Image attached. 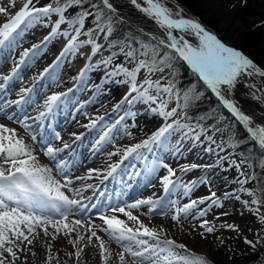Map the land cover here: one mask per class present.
<instances>
[{"label": "rangeland", "instance_id": "1", "mask_svg": "<svg viewBox=\"0 0 264 264\" xmlns=\"http://www.w3.org/2000/svg\"><path fill=\"white\" fill-rule=\"evenodd\" d=\"M192 1L203 7V13L211 22L206 20V23L204 21L203 23L199 21V18L193 12H186V8L180 0H167V4L173 10H182L184 18H191L200 22L202 26L216 35L218 39H222L220 37L226 35L230 42H234L238 37H241V32L243 31L242 22L237 21V19L242 17L240 15L241 6L243 7V4L246 5L248 2H256L258 0ZM25 2L26 0H15L13 6L12 0H0V6L7 9V14L0 13V26L10 18V15L19 10ZM54 2L55 0H33V6L41 7ZM112 2L119 9V15L123 17L124 23L114 24L115 31L108 40H105L104 33L94 32L92 38L103 45L95 55L92 54L91 45H84L75 52H69L61 57V53L68 42V38L64 36H57L50 41L44 42V38L49 35L54 22L58 18L56 14H53L50 18H44L41 22L30 27L23 28L22 26V30H19L21 34L18 38L12 43L6 41L4 44H12L9 57L15 54V58H18L14 63L8 65L12 69L16 68V72L14 73L17 74V77L15 76L14 79L15 83H17L16 91L21 92L22 95L30 91L34 95L30 104L32 102L33 105L35 104V114L37 116L40 112L48 114L44 103L54 94L64 93V96H61L55 102L57 105L61 104L65 100V97L72 100L68 95H76L80 86H85L82 88V92L89 93L91 91L93 94V99L87 102L81 110L72 107L67 110V114L74 117L75 120V127L71 130V135L75 137L76 135H84L85 138L91 136L92 142L95 143L92 144V147L95 148L93 155L97 151L99 153L96 159L87 163L88 165L84 164L79 166L78 169L73 170L72 174L68 176V178L73 180L72 183L63 188L62 191L72 198V194H75L79 190L81 192L80 195H83L81 197L83 199L87 196V192H91L88 185H92L94 179L99 180L100 177L106 176L109 165L119 164V167L112 174V176L115 175L119 178L123 177V173L117 171L124 168L126 171L128 165H130L132 169L127 173L135 177L138 171L137 167L139 169L143 168V164L141 163L143 159L141 160V158L145 157L144 162H146L147 169L140 170L141 174H138L139 181H147V183L145 181V188L137 195L129 198L127 202H119L114 207H125L127 204H131L137 200L148 198L160 201L161 204H168L169 207H172V202H177L176 206L182 207L192 200L209 197L212 192H215L216 197L220 198L221 201L219 205H214L210 200H205L204 203L198 204L196 208L192 209L187 217L182 215L179 222L171 219L172 213H169L167 216L161 215L159 209L149 213L148 205L141 206L139 209H131V211L149 226L165 229L168 238L175 239L178 243H184L189 249L206 255L213 264H237L239 257L241 262L243 261V264H264V224L243 203L245 200L251 202L255 197L251 196L248 192L239 191L241 188L239 181L244 178L241 176V172L245 175L252 171H256L257 173L256 180H251L244 185L247 189H258L264 183V170H261L258 166L250 169L247 163L240 164V161L243 159L241 153H244V155L252 153L253 160L250 161L252 163H258L261 153L248 140L246 129L243 131L241 128L242 132H239L235 120L233 121L230 115L218 113L219 108L216 101L218 99L203 84L198 74L185 61L180 59L173 61L174 66L172 71L176 73L175 82L178 88L187 89L194 86L198 91L203 93L200 99L187 109L186 119L183 118L180 110H178V114L175 117H162L157 111H154V109L159 107L158 102L147 101L140 97L138 93L131 91L128 78L116 71V68L119 64L132 68L134 63L127 60L124 54L120 52V45L109 48V42L112 40H124L125 36L129 33L133 37H138L141 35L138 29H143L144 32L157 36H162L163 32L154 21L132 6L129 0H112ZM86 3L91 6L92 3H96V0H87ZM257 5H260L264 9V0H259ZM190 7L194 10L192 5ZM78 10V7L69 8L66 12V18L71 19ZM89 11L94 12V9L90 7ZM244 16L254 19V16H250L248 13H245ZM211 23L214 27H211ZM94 28L93 17L86 18L82 32L87 33L89 29ZM65 30L70 31L67 23L61 25V31ZM176 34L180 35L182 33ZM184 35L190 42H196V38L191 33ZM88 38L87 35L82 34L79 40L83 41ZM143 38L147 39L146 36ZM246 38L243 36L240 40L244 41V43L236 41V45L246 49L254 58V61L261 68H264V39L249 38V40H245ZM245 42L248 43L245 44ZM31 44L38 45L39 47L33 51H29L28 56L24 57L23 61H21L22 54L26 50L31 49L28 46H33ZM133 46L138 47L135 43ZM109 56H112L111 63H103L102 61ZM28 62L32 64L29 65ZM47 63L48 67L44 68ZM89 65L90 67H86ZM6 69L7 66L2 65L0 78L4 76ZM45 69L48 71L45 72ZM167 71L165 73H156L151 78L159 79L160 76L167 75ZM145 75L146 71L142 70L138 75V83H142ZM168 79H171V77H168ZM250 79L255 84L262 85L263 90L257 92L254 87L248 86L250 84L247 79L241 77L233 92L225 94L227 97L235 99L242 110L253 117L254 125L264 124V106L251 95L254 92L256 96H259V94L264 96V77L254 75ZM5 82V79H0V86ZM23 89H28L29 91L22 93ZM38 90L42 92L39 96L36 94ZM207 90L211 95L208 94ZM150 93L156 95L154 89L150 90ZM102 97L110 98L93 115L90 109L91 105H94ZM77 99L81 104L82 101L86 100V97L79 95ZM175 106L176 102L173 100L168 104L166 110H170ZM138 111L139 115L146 117V126L148 128L138 135L119 134L118 131L121 126L124 130L125 124L130 120L129 118L132 115L138 116ZM228 111L230 112V110ZM52 113H54L53 110L50 114ZM205 114H208V118L201 119ZM220 117H223V119H220ZM177 119L182 124L190 125L191 130L185 127H173L166 133V139L162 138L161 143L151 145L149 151L153 152L154 155H157L159 152L158 156L162 157L158 162H155V157H148V148L141 158L142 149L139 150L140 155L134 153L126 158L123 157L122 150L124 148L141 143V141L148 139L160 127L166 123H172ZM93 120L96 121L95 125L88 126ZM0 124L15 129L18 136L33 150L38 163L46 165L48 156L45 150L48 146L43 147L36 144V142H32V136L27 133L28 128H25L24 124L5 115H0ZM216 129H220V131ZM72 136H68L67 140L62 137V144L64 145L66 141L70 142ZM230 137L241 142L236 147L240 151L233 150V147L229 146ZM54 141V144L49 145L50 147L62 148L61 145L57 144L58 138H55ZM117 148H120L121 152L109 157V153L115 152ZM199 154L201 157L198 156ZM163 157H166V160ZM146 158H151L152 161L149 162ZM136 161L137 164L135 166L134 163ZM162 165L170 166L175 172L174 176L176 177L173 185H170L167 191L164 188L162 178L169 173H167L168 169ZM192 165H196L195 169L199 170L201 174L199 171H194L191 167ZM90 169L100 170L101 175L93 174L91 178H88ZM182 169L188 170L183 171ZM215 171L233 173L229 178L231 183L222 184V179L220 180L214 176ZM52 175L54 176V172H52ZM55 178L61 180L62 183L64 182V179L57 178L56 176ZM201 180L203 182H200ZM192 181H196L197 183L185 194L183 185L190 184ZM134 184L139 185V183ZM226 193L229 194L227 198H225ZM80 195H78L79 199ZM237 196L240 197L239 200L236 199ZM252 207H259L261 213H264V204L259 206L252 205ZM112 208L108 210L106 208L102 209L101 214L116 215L118 218L127 221V217L124 214L119 212L113 213L111 211ZM201 209L206 210L205 216H197L198 211ZM224 213H227V215H224ZM73 219H83L94 224L97 235L105 240L107 246L112 251V257L108 261V264H119L117 253L122 251V247L112 240L108 233L103 231V227L105 226L99 214L83 217L73 212L69 220ZM204 220L209 222V226L214 227V232L208 233L205 229H200V224ZM128 223L130 226H135L132 221H128ZM227 224L237 225L239 230L225 227L224 225ZM80 230L81 234L79 235H84L86 238L90 235V232L84 231L81 228ZM53 231L49 227V232ZM63 233L61 231L56 235L55 239L52 236L41 238L43 231L37 229V234H33L35 239H33L31 245L26 241H18L19 247L14 249L17 252L18 259L14 261V264H103L98 241L95 238H93L91 243H87L85 239L74 245L70 241L77 238L68 237ZM201 233H203V236ZM245 238L254 241L255 246L245 243ZM77 248L82 250L79 258L74 255ZM70 253L72 255H69ZM49 255L52 257L50 262L48 261ZM5 256L7 257L5 264H9V261L12 260L11 254L5 253ZM131 260L132 258L128 257L129 264H131Z\"/></svg>", "mask_w": 264, "mask_h": 264}, {"label": "snow or ice", "instance_id": "2", "mask_svg": "<svg viewBox=\"0 0 264 264\" xmlns=\"http://www.w3.org/2000/svg\"><path fill=\"white\" fill-rule=\"evenodd\" d=\"M86 2L87 0H55L54 3L36 7L33 6V0H26L20 9L10 15V18L0 26V45H4L6 41L9 43L14 42L21 34L18 30H22V26L23 28L30 27L41 22L44 18H50L53 14H56L58 18L54 22L49 35L44 38V42L57 36H64L68 38V42L61 53V57L69 52H75L84 45H91L92 54L95 55L103 45L92 38L94 32L104 33L105 40H108L115 31L114 24L124 23V20L119 15V9L112 0H96V3L91 4L94 12L83 7ZM14 3L15 0H12L13 6ZM129 3L147 18L154 21L163 32L162 36H157L146 33L143 29H138L141 34L138 37H133L129 33L124 40L109 42V48L120 45V52L124 54L127 60L134 63L132 68L125 67L124 64H119L116 68V71L128 78L131 91L137 92L140 97L147 101L158 102L159 107L154 111H157L162 117H175L178 110H180L181 115L186 119L187 109L203 95L194 86L180 89L175 82L176 73L172 71L173 61L180 59L187 62L218 101L242 123L248 134V140L261 153L258 163L250 162L253 160L252 153L248 155L241 153L243 159L240 164L247 163L250 169L258 166L261 170H264V124L254 125L253 117L246 114L235 99L229 98L225 94L232 93L239 79L243 76L258 75L264 77V68L258 66L242 51L221 42L216 35L207 30L197 20L184 18L182 10L177 11L168 7L167 0H142V2L141 0H129ZM73 7H78L79 10L71 19H67L66 12ZM0 13L7 14V9L0 6ZM88 17H93L95 28L83 33L82 29ZM65 23L68 24L70 31H61V25ZM176 33L182 34L177 35ZM188 33L196 38L195 43L186 39L184 34ZM82 34L87 35L89 38L83 41L79 40ZM145 36L147 37L146 40L143 38ZM134 43L138 47L133 46ZM38 47V45H33L32 49L26 50L21 56V61L28 56L29 51H33ZM111 60L112 56H109L102 62L109 64ZM86 67H90V65ZM142 70L146 71V75L142 83H138V75ZM166 70H168L167 75H162L159 79L151 78L156 73H165ZM47 71L45 69V72ZM15 72L16 68H13L12 73ZM168 77H171V79H168ZM10 78V76H6L3 79L8 80ZM248 86L255 87L254 85ZM152 89L155 90L156 95L150 93ZM27 91L29 90L23 89L22 93ZM63 95L64 93H57L50 96L44 103L46 110L51 112L54 103ZM251 95L257 100L264 99V97L256 96L254 92ZM20 99L23 100V95ZM173 100L176 102V106L166 110L168 104ZM19 102L15 101L14 103ZM45 115V112H40L36 119H42ZM206 118H208V114L201 117V119ZM220 119H223V117H220ZM95 123L96 121L93 120L88 126H94ZM197 126L199 127V125ZM24 127L28 128L29 125L25 123ZM173 127L190 129V125L180 123L179 119L174 120L172 123H166L147 140L124 148L122 150L123 157L126 158L134 153L140 155L139 150L143 148L150 150L151 145L161 143L162 138L166 139V133ZM216 130L220 131V129ZM57 138L59 139V136ZM240 143L239 140H234L231 137L229 139L230 147L236 148ZM63 147L66 149L69 145L64 144ZM62 150L49 146L46 148L45 153L47 156L55 158L56 153ZM120 152L121 149L117 148L115 152L109 153V157ZM162 166L167 168L169 173L162 178L164 188L167 191L168 187L174 183L170 177L174 176L175 172L168 165ZM118 167L119 164L109 165L107 176H111ZM191 167L195 168L197 166L192 165ZM182 170L187 171L188 169ZM93 174L99 176L101 172L98 169H90L88 178H91ZM107 176L103 178L106 179ZM241 176L244 178L239 181L241 184L239 191L248 192L255 197L251 202L245 200L243 203L264 224V213H261L259 207H252V205L264 204V183L258 189H247L244 185L251 180H256L257 173L252 171L245 175L241 172ZM200 182H203V180ZM71 183V179L67 176L64 177L63 183L61 180L56 179L52 175L51 168L38 163L33 150L18 136L15 129L0 124V264H5L7 259L5 253L11 254L12 260L9 261V264H14V261L18 259L17 252L14 250L19 247L17 242L26 241L31 245L33 239H35L33 234H37V229L42 230L45 236L51 235L55 239L61 231L65 235H71L77 228L90 232V235L87 238L84 235H78V238L71 240L70 243L76 245L85 239L87 243H91L95 238L98 241L103 264H108L112 257V251L105 240L97 235L96 226L83 219L69 220L74 207L78 208L79 213H84L88 208L87 205L81 204L80 200L72 199L62 191ZM196 183V181H192L190 184L183 185L185 194ZM88 187H91V185H88ZM228 195L226 193L225 198ZM236 199L239 200L240 197L237 196ZM205 200H210L214 205L221 203L220 198L216 197V193L212 192L209 197L192 200L182 207H177V202H172V207L166 208L162 206L160 201L148 198L137 200L125 207L111 209L113 213L124 214L127 221L118 218L116 215L101 214L100 219L105 226L103 231L108 233L109 237L122 247V251L117 253L119 264H129L128 257L132 258L131 264H213L206 255L189 249L184 243H178L175 239L168 238L165 229L149 226L131 211V209H139L141 206L148 205L149 213L159 209L161 215L167 216L171 212V219L179 222L182 215L187 217L192 209L196 208L198 204L204 203ZM92 207L94 208L96 205H92ZM205 215L206 210L204 209L199 210L197 213V216L200 217ZM224 215H227V213H224ZM128 221H132L135 226H130ZM224 226L239 230V227L234 224ZM49 227L54 231L50 233ZM200 227L208 233L215 231L214 227L209 226L207 220H204ZM201 235L203 236V233ZM245 243L255 246L254 241L246 238ZM81 251L77 248L74 255L79 258ZM51 259L52 257L49 255L48 261L50 262Z\"/></svg>", "mask_w": 264, "mask_h": 264}, {"label": "bare ground", "instance_id": "3", "mask_svg": "<svg viewBox=\"0 0 264 264\" xmlns=\"http://www.w3.org/2000/svg\"><path fill=\"white\" fill-rule=\"evenodd\" d=\"M31 45H33V44H31ZM12 46H13L12 44L11 45L7 44V45L4 46L2 52H0V70H2V65L3 66H7V69L5 71V74H4L3 78L6 77V76H10L11 77L10 79H8V84L9 85H8V88L6 87L7 88L6 90H4V87H0V115L1 116L5 115V116H8V117L13 115L12 112H13V108L14 107L12 105V102H13L15 96H16L14 91H16V86H17V83H15V81H14L15 76L17 74H13L12 73V68L8 66L9 64L14 63L18 59L17 57L15 58V54L13 56L9 57V53H10V50L12 49ZM28 48L32 49V46H28ZM30 60H31V58H30ZM28 64L31 65L32 63L28 62ZM47 67H48V63L46 64V66L44 68H47ZM243 77L245 79H247V81H248V83L250 85H254L255 86L254 89L257 90V92H260L261 90H263L262 85L255 84L250 79V77H248V76H243ZM36 94L38 96L40 94H42L41 90H38ZM31 95L34 96L33 94H31ZM259 96L264 97L261 94H259ZM109 98L110 97L99 98L94 105H91V108H90L91 109V113L94 115L95 112L99 108H101V106L104 105L108 101ZM91 100H87V101H91ZM259 101L264 106V99H261ZM23 102H24L23 104L19 103V104H21V107L15 113V115H13V117L15 118L16 121H19L22 124L27 123L33 129V128H35V126L38 123V120L36 119V116H34L36 108L34 107L33 102L31 104H30L29 101H26V100H24ZM83 113H84V111H83ZM147 113H148V111H147ZM24 114H27V115L24 116ZM142 115H143V113H142ZM145 115H146V113H145ZM145 118L146 117H142L141 115H139V111H138V116H133L132 115L130 117V120L127 122V124H125L124 128L126 130L125 129L123 130V128H122L118 132L121 133V134L124 133V135H125V133L126 134H130V135H138V134L142 133L143 131H145L148 128V126H146V119ZM207 154L209 155V153H207ZM171 156L174 157L175 155H171ZM198 156L201 157L200 154ZM94 159H96V155H94L92 157V160H94ZM89 161H91V160L88 157L87 158H82V159L79 160V162L76 163V165L80 166L82 164H86ZM72 170L73 169H71L70 171H67L66 174H70L72 172ZM232 174L233 173L220 172V171H215L214 172V176L219 178L220 180L222 179L221 182L224 185L231 183V180H229V178L231 177ZM56 175L58 176L57 172H56ZM141 184L143 185L142 182H141ZM141 184H139V185L142 186ZM110 198H111V193H110L109 197H107V200H109ZM84 203L85 202L81 201V204H84ZM96 203H97V201L95 200L93 205H96ZM164 206H166V208H171V207L167 206V204H164ZM92 208L93 207L91 205L90 209H92ZM94 208H97V207H94ZM74 210H76V209L74 208ZM200 229H201V227H200ZM79 234H81V230H80V228H77L76 231L71 233V235H67V236L68 237L78 238ZM40 236H39V239H40ZM44 236L45 235L43 234L41 238H43ZM50 236L51 235H48L47 237L49 238Z\"/></svg>", "mask_w": 264, "mask_h": 264}, {"label": "trees", "instance_id": "4", "mask_svg": "<svg viewBox=\"0 0 264 264\" xmlns=\"http://www.w3.org/2000/svg\"><path fill=\"white\" fill-rule=\"evenodd\" d=\"M180 1L182 2V5L186 8L185 11L186 12L187 11L193 12L196 15V17L199 18V21L205 22L206 20H208L206 18L205 14L203 13V7H201L199 4H196L192 0H180ZM258 1L250 2V3L248 2V3H246V5L243 4V7L241 6L240 15H242V17L240 19H237V21L242 22V24H243L242 30L243 31L241 32V34H242L241 37L240 38L238 37L239 39L237 38V40H235L234 42H230L229 38L226 35L220 37L227 44L231 43L232 46H235V47L241 49L246 55L251 57L253 60H254V58L251 56V54L246 49H244L242 46L240 47V46L236 45V41L244 43V41L240 40V39H242L243 36L247 37L245 40H249V38L250 39L255 38V39H259V40L264 39V14H263L264 9L260 5H257ZM190 5L193 6L194 10L190 7ZM83 7L89 10L91 6L88 3H85L83 5ZM245 13H248L250 16H254V19H252L250 17L246 18L244 16ZM208 21H210V20H208ZM211 27H214L212 25V23H211ZM247 43L248 42H245V44H247ZM207 92H208V94H210V92L208 90H207ZM218 108H219L218 113L221 112V113H224L226 115L228 114L227 110L225 109V107L222 104L218 103ZM236 127L239 130V132H242V130L244 131L243 127L240 124H238L237 122H236ZM241 128H242V130H241ZM237 264H243V261L241 262L240 257H239V260L237 261Z\"/></svg>", "mask_w": 264, "mask_h": 264}]
</instances>
